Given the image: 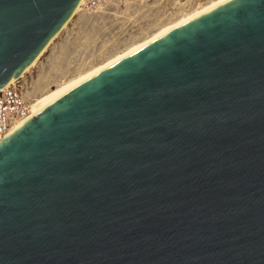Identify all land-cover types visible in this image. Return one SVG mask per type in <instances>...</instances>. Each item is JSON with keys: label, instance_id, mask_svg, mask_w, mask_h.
<instances>
[{"label": "water", "instance_id": "obj_1", "mask_svg": "<svg viewBox=\"0 0 264 264\" xmlns=\"http://www.w3.org/2000/svg\"><path fill=\"white\" fill-rule=\"evenodd\" d=\"M79 0H0V88ZM0 264H264V0H230L0 140Z\"/></svg>", "mask_w": 264, "mask_h": 264}, {"label": "rangeland", "instance_id": "obj_2", "mask_svg": "<svg viewBox=\"0 0 264 264\" xmlns=\"http://www.w3.org/2000/svg\"><path fill=\"white\" fill-rule=\"evenodd\" d=\"M209 0H104L72 12L20 76L28 98L88 69Z\"/></svg>", "mask_w": 264, "mask_h": 264}, {"label": "bare ground", "instance_id": "obj_3", "mask_svg": "<svg viewBox=\"0 0 264 264\" xmlns=\"http://www.w3.org/2000/svg\"><path fill=\"white\" fill-rule=\"evenodd\" d=\"M230 0H209L205 5L202 6H197L194 8L192 11L187 12L185 14L180 15L175 18L174 21L160 27L159 29L155 30L153 33L149 34L147 37L143 38L140 41L132 43L130 46L127 48L116 52L113 55L108 56L105 60L99 62L98 64H94L91 67H88V69H84L81 72H77L75 75L66 78L65 80H61V82L57 83L56 85L52 86L51 88L47 89L46 91L38 94L37 96L33 97L30 100V113L20 119L9 131L11 133L18 127H20L23 123H25L27 120L30 118L34 117L38 112L52 104L55 100H57L60 96H62L64 93L69 91L71 88L82 82L83 80L91 77L92 75L98 73L99 71L107 68L108 66L112 65L113 63L117 62L118 60L128 56L129 54L139 50L140 48L148 45L149 43L153 42L154 40L166 35L173 29L189 22L192 21L193 19H196L200 15L228 2ZM83 3V0H79L78 4L74 8V10L78 9L81 7ZM73 10V11H74ZM50 41V40H49ZM44 49V48H43ZM42 49V50H43ZM41 53V52H40ZM39 53V54H40ZM38 54V55H39ZM37 57L31 62L29 66H27L24 71H27L30 67H32L36 61ZM22 75V74H21ZM15 79L11 78L8 83H11ZM7 83V84H8Z\"/></svg>", "mask_w": 264, "mask_h": 264}, {"label": "built area", "instance_id": "obj_4", "mask_svg": "<svg viewBox=\"0 0 264 264\" xmlns=\"http://www.w3.org/2000/svg\"><path fill=\"white\" fill-rule=\"evenodd\" d=\"M104 0H83L82 6L95 9ZM30 100L20 84V77L0 88V140L30 113Z\"/></svg>", "mask_w": 264, "mask_h": 264}]
</instances>
